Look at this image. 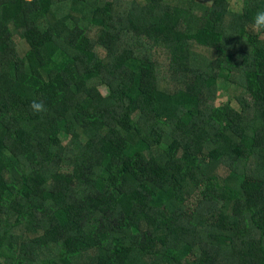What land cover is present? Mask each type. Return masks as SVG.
Listing matches in <instances>:
<instances>
[{"label": "trees", "instance_id": "1", "mask_svg": "<svg viewBox=\"0 0 264 264\" xmlns=\"http://www.w3.org/2000/svg\"><path fill=\"white\" fill-rule=\"evenodd\" d=\"M213 2L0 0V264H264V0Z\"/></svg>", "mask_w": 264, "mask_h": 264}, {"label": "rangeland", "instance_id": "2", "mask_svg": "<svg viewBox=\"0 0 264 264\" xmlns=\"http://www.w3.org/2000/svg\"><path fill=\"white\" fill-rule=\"evenodd\" d=\"M201 2H204L206 4L211 5L215 9H219V6H217L213 0H199ZM242 2L243 0H229L230 10L232 11H240L242 8ZM219 17L222 16V12H218ZM100 91L102 94H106L107 90L105 87H101ZM243 91L235 86H226V84L223 83L222 80L218 82V94L216 98V104L220 107H225L227 105L239 108L236 97L241 95Z\"/></svg>", "mask_w": 264, "mask_h": 264}, {"label": "clouds", "instance_id": "3", "mask_svg": "<svg viewBox=\"0 0 264 264\" xmlns=\"http://www.w3.org/2000/svg\"><path fill=\"white\" fill-rule=\"evenodd\" d=\"M251 27L254 31L264 32V7L257 9L251 19ZM33 113H42L45 111L43 102L33 99L29 104Z\"/></svg>", "mask_w": 264, "mask_h": 264}]
</instances>
